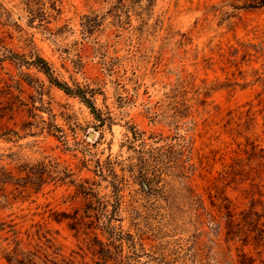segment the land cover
I'll list each match as a JSON object with an SVG mask.
<instances>
[{
  "label": "rangeland",
  "instance_id": "1",
  "mask_svg": "<svg viewBox=\"0 0 264 264\" xmlns=\"http://www.w3.org/2000/svg\"><path fill=\"white\" fill-rule=\"evenodd\" d=\"M245 1L0 0V264H264Z\"/></svg>",
  "mask_w": 264,
  "mask_h": 264
},
{
  "label": "trees",
  "instance_id": "2",
  "mask_svg": "<svg viewBox=\"0 0 264 264\" xmlns=\"http://www.w3.org/2000/svg\"><path fill=\"white\" fill-rule=\"evenodd\" d=\"M242 6L243 8H248V9L261 8L264 6V0H250V1L246 0ZM41 63H43L44 65V67H41V68L44 70V72L47 73L48 68L46 64L42 60H41ZM183 179H185L184 175H183ZM182 184H185V183H182ZM219 213L222 214L221 217L224 218L225 225H227L228 230L233 228V225H236L237 228H240L239 230L242 231L244 229V226L251 225L252 223H254V221L258 220L257 218L259 217V215L255 211H252V210L246 211V212L242 211L239 214L241 215L240 219L238 221H235V218H234L235 214L233 213V209L230 208L229 204H224V203L221 204ZM216 227L219 228V225H216ZM230 232L231 231H228L227 234H229ZM260 233H264V231L260 230Z\"/></svg>",
  "mask_w": 264,
  "mask_h": 264
}]
</instances>
